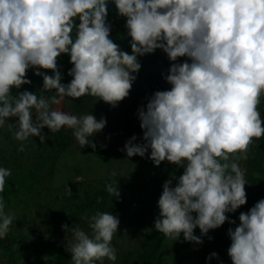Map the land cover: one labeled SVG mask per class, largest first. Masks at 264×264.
I'll list each match as a JSON object with an SVG mask.
<instances>
[{
  "label": "clouds",
  "instance_id": "1",
  "mask_svg": "<svg viewBox=\"0 0 264 264\" xmlns=\"http://www.w3.org/2000/svg\"><path fill=\"white\" fill-rule=\"evenodd\" d=\"M111 2L126 18L131 54L110 38L109 0H0V127L7 123L18 141L39 137L43 143L42 129L58 132L67 126L81 148H95L89 137L106 126V119L52 110L57 95H90L115 107L129 96L133 74L141 68L138 57L163 50L173 62L164 77L171 88L156 91L138 110L144 143H133L134 135L124 150L128 157H144L150 149L156 166L167 161L183 168L162 186L154 228L173 240L182 233L185 241L200 244L194 229L203 236L226 221L235 224L226 213L247 203L248 183L239 161L248 159L254 138L264 137L258 107L264 94V0ZM61 54H68L73 65L68 84L58 70ZM181 57L187 59L177 62ZM30 68L43 77L40 95L27 90L13 95L11 89L31 83L26 78ZM52 90L57 95H44ZM10 117L16 123H9ZM18 150L24 151V145ZM10 175V169L0 167V192ZM106 190L119 196L117 185ZM14 219L0 197V238ZM82 219L91 235L79 226L62 225L74 237L66 249L72 264L114 262L111 241L118 217L97 211ZM228 235L232 264H264V199L241 212Z\"/></svg>",
  "mask_w": 264,
  "mask_h": 264
},
{
  "label": "rangeland",
  "instance_id": "2",
  "mask_svg": "<svg viewBox=\"0 0 264 264\" xmlns=\"http://www.w3.org/2000/svg\"><path fill=\"white\" fill-rule=\"evenodd\" d=\"M107 23L111 25L110 38L131 54L126 18L118 14L111 0ZM186 59L181 57L177 62L183 63ZM138 61L141 68L133 74L136 79L129 96L115 107L90 95L73 99L62 98L55 90L44 93L46 97L57 95L59 103L51 105L52 110L106 119V126L89 137L95 148H81L74 130L67 126L58 132H51L47 127L42 129L43 143L39 137L18 141L7 123L0 127V167L11 170L0 197L5 213L15 215L10 231L0 238V264H72L66 249L74 237L62 225L79 226L91 235L88 221L82 217L97 211H110L120 224L111 241L117 259L113 262L104 258L95 264H232L228 255L231 245L228 229L238 226L241 212H247L264 199V137L254 138L248 159L239 161L248 183L245 185L247 203L234 213H226L235 224L226 221L203 236L197 227L194 235L201 237L200 244L185 241L182 233L177 240L159 233L154 223L159 216L162 186L173 175H181L183 168L167 161L156 166L149 158L150 149L144 157H128L124 146L134 135L137 139L133 143H144L138 110L146 107L156 91L170 90L171 85L164 77L173 62L161 49L138 57ZM57 65L61 82L68 84L72 79L68 72L73 67L70 56L61 54ZM35 71L33 68L27 71L26 78L31 83L11 89L13 95L25 90L40 95L43 77L35 75ZM39 71L53 75L51 70ZM258 107L264 120V94ZM35 115L33 110L34 119ZM16 119L10 117L8 122L14 124ZM21 144L24 145L22 152L18 150ZM109 184L117 185L118 197L107 192ZM212 253L217 256L208 259Z\"/></svg>",
  "mask_w": 264,
  "mask_h": 264
}]
</instances>
